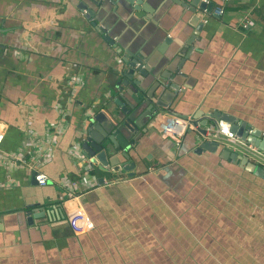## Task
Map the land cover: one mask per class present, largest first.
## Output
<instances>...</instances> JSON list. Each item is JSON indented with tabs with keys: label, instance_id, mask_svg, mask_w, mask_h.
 Returning <instances> with one entry per match:
<instances>
[{
	"label": "crops",
	"instance_id": "0c3cea01",
	"mask_svg": "<svg viewBox=\"0 0 264 264\" xmlns=\"http://www.w3.org/2000/svg\"><path fill=\"white\" fill-rule=\"evenodd\" d=\"M78 1L0 0V264H264V179L221 147L194 153L199 132L177 146L153 126L218 111L264 133V0H203L219 15L193 12L187 0H86L89 17ZM144 3L149 14L137 15ZM124 58L148 69L116 91L132 101L136 127L114 156L129 153L117 159L134 176L91 167L75 147ZM156 77L178 89L168 112L152 115ZM60 118L50 159L31 167ZM23 152L26 164L7 161ZM72 206L91 229L65 220Z\"/></svg>",
	"mask_w": 264,
	"mask_h": 264
},
{
	"label": "water",
	"instance_id": "95a60500",
	"mask_svg": "<svg viewBox=\"0 0 264 264\" xmlns=\"http://www.w3.org/2000/svg\"><path fill=\"white\" fill-rule=\"evenodd\" d=\"M85 1L86 0H79L76 3V6L77 8L84 10L85 17H89L92 11L89 8V5L87 6ZM187 3H189L188 7L191 11L196 12L197 10H203L205 14L210 13L214 7L213 2L208 5L203 0H187ZM148 7L149 6L146 3L142 4V6L136 4L135 9L140 10L137 15H145L146 13L149 14L150 9ZM141 12L143 14H141ZM5 17V15H0V28L6 27L7 23L5 22ZM196 17L199 18V16ZM2 18L3 20L1 21ZM103 38L106 42H110L106 35H104ZM3 46V43L0 42V47ZM123 60L124 68L121 73V79L116 80L102 104L96 106L95 110L88 108L90 113L87 112L84 114L77 129L75 147H77L80 155L89 163L91 167L94 165H97L101 169L109 167L112 173L123 170L126 171L128 175L134 176L135 172L132 171L134 167L124 166L122 165V162H119V159H117L118 157L120 158L121 155L123 157H129V153L123 151L116 157L114 156L116 155V151L119 149L118 146L127 149L134 141L133 138H129L130 136L128 135L127 130H132L136 127L130 119V114L134 110L132 101L126 99L122 95L119 97L116 91L122 89V85H128V81L133 78L137 81L138 76L146 77L148 75V69L143 67L141 64H138L139 60L136 58L130 60L124 58ZM155 81L157 84L151 91V96L154 97V100L150 101L152 115H157L162 111L168 112L167 110L170 108L169 104L174 99L171 98L173 92L170 91V89H178V86L176 85H169L164 78L156 77ZM138 87L142 88L141 86ZM151 87L153 86H150V88ZM161 87H163L162 90ZM4 97L7 96L4 95ZM134 97L136 100H139L140 95L138 94ZM210 120H223L228 124L229 130L237 138L243 142L249 143L253 147H257L261 151H264V133L256 127H251L250 123L246 120L239 119L229 113L213 111L210 112L202 121H199L197 130L201 136L205 135L203 126ZM127 138L130 141H127ZM218 147H221L220 154L223 158H227L236 164L245 166L248 170L264 179L263 165L257 163L246 154L225 146V144H223L218 137H214V139L203 137V140L196 144L193 151L194 153H200L202 150L215 152ZM131 151L132 150H130V153ZM113 160H117V163ZM131 165H134V162H132ZM34 175L35 172H33V180ZM99 179H103V177ZM32 218H34V214L29 213L27 221H32Z\"/></svg>",
	"mask_w": 264,
	"mask_h": 264
},
{
	"label": "built area",
	"instance_id": "2783aa9c",
	"mask_svg": "<svg viewBox=\"0 0 264 264\" xmlns=\"http://www.w3.org/2000/svg\"><path fill=\"white\" fill-rule=\"evenodd\" d=\"M213 14H221L222 10L220 8H212ZM252 23V20L249 16H244V26H247ZM158 118V117H157ZM63 126V121L60 118L58 124L53 127L50 132L48 141H46V147L43 149L37 150V156L34 157L32 166L37 169L43 162L47 159H50L52 155V150L57 142V136L59 131ZM154 128L159 132L162 137L170 138L174 144L177 146L182 142V138L186 131L193 130L198 132L197 128L199 126V120H196L192 117H181L178 115L166 116L163 117L160 121L153 123ZM205 130V135L203 137L214 138L218 137L225 146H228L231 149H234L238 152L244 153L250 158L254 159L257 163L264 166V151H261L257 147H253L247 142L241 141L237 138L230 130L229 126L223 120H210L206 122L203 126ZM4 133L0 130V145L3 140ZM7 161L11 164H26V156L23 153L10 155L7 158ZM150 170L152 168L150 167ZM148 170V171H150ZM34 180L39 185H45L48 182L47 176L39 172H35ZM73 188V187H72ZM72 191H68L67 195L71 196ZM65 220L68 221L72 228L78 230H89L93 227L92 222L87 218L79 206H72L65 210L64 212Z\"/></svg>",
	"mask_w": 264,
	"mask_h": 264
}]
</instances>
